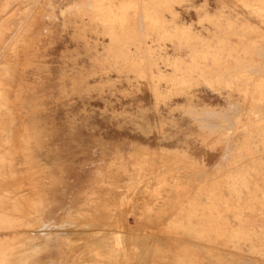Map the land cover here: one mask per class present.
<instances>
[{
  "label": "rangeland",
  "instance_id": "rangeland-1",
  "mask_svg": "<svg viewBox=\"0 0 264 264\" xmlns=\"http://www.w3.org/2000/svg\"><path fill=\"white\" fill-rule=\"evenodd\" d=\"M6 1L33 264H264V0Z\"/></svg>",
  "mask_w": 264,
  "mask_h": 264
},
{
  "label": "bare ground",
  "instance_id": "bare-ground-1",
  "mask_svg": "<svg viewBox=\"0 0 264 264\" xmlns=\"http://www.w3.org/2000/svg\"><path fill=\"white\" fill-rule=\"evenodd\" d=\"M22 1H24V0H7L5 3V6L3 7V12L8 11L10 8H12L15 5L17 6L18 3L22 2ZM17 10H19V8H17ZM42 17H41V19H42ZM48 19H50V18H48ZM36 30L37 29H35V31ZM38 31H40V30H38ZM13 33H14V31H13ZM28 47H31V46L29 45ZM11 66H13V65H11ZM11 66L7 63H1L0 64V132L3 134V137L1 140L2 141L1 147H3V151H4V153L0 155V181L1 182L2 181H10V182L15 184V188H12V189L7 190L6 192L0 194V231L1 232H18L19 235L17 237H12V238H9L8 236H5L3 238L0 237V264H33V257L37 253H36V248H34L33 245H31L33 239H32V236L30 235V231L29 230L27 231L26 227L28 228V227L38 226V223H41V227H45L46 223L43 221V213L46 214L48 209L51 206L55 205V199H54V196L48 191L43 193V190L42 191L36 190L35 196L30 200V196L28 194H25V191H24L22 184L18 185L17 180H18V177L20 175H22V173L24 172V170L21 168V166H23V164H27L30 162L41 164V162L38 161L36 159V157H38L40 155V152L42 150H43V152H44V150H46V146H47L46 137H47L49 130L45 129V128H43V129L38 128L34 132H29L28 131L29 129L28 130L26 129L24 132L25 134L23 136H21L19 139L21 141V148L18 149L15 146L16 142L13 141L14 140L13 134L16 133V131L18 129L17 128L18 122L15 120L14 114H12V110H11L12 108L10 106V105L15 104V102H13V104H11L10 97L6 93L8 90H10V89L7 90V88H8L7 85L10 86L14 82V73H13V70L11 69ZM15 67H17V66H15ZM19 76H17V77H19ZM14 90H16V89H14ZM43 91H44V89H43ZM11 96H12V94H11ZM14 109H15V107H14ZM4 117H8L9 120H5ZM41 119H40V121H42ZM41 126H43V125H41ZM50 132L52 134H59L60 131H59V128L57 129V128L52 127ZM18 150H20L24 153L23 158H20V156H18V154H16V152ZM43 156H44V154H43ZM40 172H42V171H40ZM21 178H22V176H21ZM32 179H34V178H32ZM39 179H41L43 182V177H40ZM27 190H30V189H27ZM27 193H29V192H27ZM87 226H89V225H87ZM100 226H103V225H100ZM84 228L87 229L88 227L86 228V226H85ZM20 233H22L23 235H21ZM29 242H30V245H28ZM129 242H130V240H129ZM142 242H143V240H142ZM104 244H106V243H104ZM107 245H109V244H107ZM137 253H138V251H137ZM138 256H140V255H138Z\"/></svg>",
  "mask_w": 264,
  "mask_h": 264
}]
</instances>
